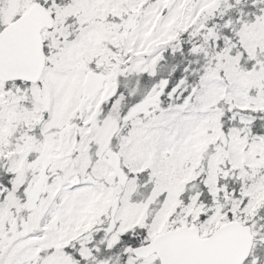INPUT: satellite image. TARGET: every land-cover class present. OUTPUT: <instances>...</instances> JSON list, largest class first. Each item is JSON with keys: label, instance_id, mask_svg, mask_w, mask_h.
<instances>
[{"label": "snow or ice", "instance_id": "obj_1", "mask_svg": "<svg viewBox=\"0 0 264 264\" xmlns=\"http://www.w3.org/2000/svg\"><path fill=\"white\" fill-rule=\"evenodd\" d=\"M0 264H264V0H0Z\"/></svg>", "mask_w": 264, "mask_h": 264}]
</instances>
